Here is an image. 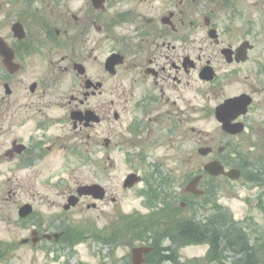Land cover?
I'll list each match as a JSON object with an SVG mask.
<instances>
[{
    "label": "flooded vegetation",
    "instance_id": "1",
    "mask_svg": "<svg viewBox=\"0 0 264 264\" xmlns=\"http://www.w3.org/2000/svg\"><path fill=\"white\" fill-rule=\"evenodd\" d=\"M4 1L7 13L0 20V172L6 166L7 179L18 177L21 171L27 177L57 178L59 171L39 169L50 162V154L64 150L78 163H89L96 179L87 186L103 189L101 198L78 197L77 204L67 210L69 198L83 184L58 194L61 212L53 222L60 225L57 243L78 239L68 235L78 231L84 242L110 245L111 232L106 227L112 222L124 227L150 224L151 220L163 227L164 222L170 226L176 220L187 223L186 238L191 239L194 220L177 216L185 204L174 205L175 181L164 163L181 158L187 166L191 158L188 148L195 140L192 136L204 134L195 126L206 123L211 99L216 101L212 116L215 109L240 97L250 103L244 114L229 123L240 126L241 131L232 127L231 133L226 132L216 121V134L209 141L204 135L206 146L224 147L221 154L215 156L213 150L204 159L212 157L208 161H218L226 171L235 167L239 180L253 184L264 195V159L255 160V154L254 160L248 158L249 149L258 153L259 147L264 148V51L256 53V34H264V0L261 4L250 0ZM242 46L244 52H239ZM65 81L68 84L63 90ZM231 144L237 148L231 154L234 166L224 159ZM242 146L248 148L247 159L238 155ZM113 152L123 162L137 164V171L127 176L138 180L132 189L142 185L138 196L144 199L146 214L119 212L112 217L109 205L119 203L106 188ZM244 165L250 169L249 176L243 172ZM191 180L189 175L180 186L183 193L187 194ZM6 193L9 202L16 197L12 187ZM186 203L192 206L191 201ZM257 207L264 210L260 198ZM73 211L78 225L63 220ZM52 220L49 217L46 224ZM98 222L104 224L99 227ZM209 222L207 218L200 222V237L211 231ZM219 229H223L222 223ZM156 232L149 238L154 244L160 239ZM209 251L207 243L203 261L209 258ZM229 253L219 249V261L209 263L225 264L224 255ZM232 253V262L226 264L245 259L244 253Z\"/></svg>",
    "mask_w": 264,
    "mask_h": 264
},
{
    "label": "rangeland",
    "instance_id": "2",
    "mask_svg": "<svg viewBox=\"0 0 264 264\" xmlns=\"http://www.w3.org/2000/svg\"><path fill=\"white\" fill-rule=\"evenodd\" d=\"M3 0H0V5ZM249 2L261 4V0H250ZM7 13V8L2 6L0 20L3 21V14ZM257 16V15H256ZM255 16V17H256ZM7 28L5 32H7ZM200 38V36H197ZM257 54L264 51V34H256ZM68 82L65 81L63 90L67 88ZM216 101L211 99L208 101V117L205 124L197 122L196 130L202 131L203 136H192L195 138L194 142L188 148L191 152V158L189 163L181 161V158L176 159L175 162L164 163L172 170V177L175 181V188L177 190L176 200L174 205L180 207L181 203L185 206L181 208L178 216L183 219L194 218L202 221L206 216L214 213L211 217L214 219L220 213H229L231 218L236 222L241 223L247 230L249 236V242L253 250L259 256V262L264 264V250L261 251V247L264 245V212L257 207L258 199H262L264 204V195L259 190H255L251 184H246L244 180H238L236 182H228L222 178L206 182L203 179L201 183V189L207 188V200L192 199L189 195L183 193L181 185L185 184L187 177L196 172L197 167H201L212 157L206 159L200 157L197 154V150L201 146H206L204 142V135L207 134V141L216 134L217 124L212 116L213 106ZM202 140L197 142V139ZM199 140V139H198ZM201 143V144H200ZM213 148L216 156L217 145L208 144ZM102 148H97L99 153ZM237 148L231 144L227 150L225 161L233 164V158L231 154L235 152ZM264 148L259 147V152L254 153L249 149L250 155L248 158L253 159L255 154V160L264 159ZM247 147H239V151L248 154ZM159 155H162V150H159ZM112 163L110 166V179L106 184V188L112 193V196H116L119 200L117 205H109V209L112 211V217H115L116 213H131L138 212L140 215L146 214L148 211L143 207L142 203L144 199H141L139 191L142 185H138L132 190L123 192L122 184L125 177L132 171L136 170V163L123 162L120 155L116 152L112 154ZM176 156H180L175 152ZM50 156V162L45 163L44 167L39 170L43 172L47 171H59V177L46 178L40 177H27L25 171L18 172V177L7 179L4 177L6 172V166L1 167L0 172V264H130V251L133 247L147 246L146 242H139L142 229L141 224H128L123 227L121 224L112 222L106 228L108 231L116 236V238L122 239L114 242L112 245H105L100 242L86 241L78 245H73L71 248L64 247L59 243H53V241H41L36 247H33L30 243L22 245L21 241L24 239H30L31 233L35 230L43 234H58L60 228L59 224L53 222L56 218H59L61 209L58 208L61 205L62 200L58 197L60 192L69 189H75L76 184L87 185L96 179V176L92 174L89 167V163H78L72 157L68 156L66 151H56ZM246 156V155H245ZM247 157V156H246ZM152 164V162H150ZM44 168V169H43ZM8 187L14 188L16 197L10 202L7 201L8 195L6 191ZM209 193V194H208ZM187 201H191L192 206L189 208ZM24 204H30L33 207L32 216L26 220H20L17 216L18 208ZM107 209V208H106ZM97 214V213H96ZM86 215H89L87 213ZM91 216L95 217V213ZM52 217V223L46 224L48 218ZM130 219V218H128ZM63 220L72 221L71 224L78 225V215L76 212H71ZM219 220V219H214ZM35 222V224H34ZM42 222V223H41ZM103 222H98V226H102ZM104 224V223H103ZM96 227L97 230L99 227ZM122 226V227H121ZM121 227V228H120ZM132 234L130 238L128 234ZM112 236V235H111ZM167 245L165 241L162 243ZM259 245V247H258ZM207 245H190L179 249L178 258L176 264H206V259L203 258L206 254ZM233 253L226 255L228 263L233 260ZM231 258V259H230ZM209 260V258L207 259Z\"/></svg>",
    "mask_w": 264,
    "mask_h": 264
},
{
    "label": "trees",
    "instance_id": "3",
    "mask_svg": "<svg viewBox=\"0 0 264 264\" xmlns=\"http://www.w3.org/2000/svg\"><path fill=\"white\" fill-rule=\"evenodd\" d=\"M244 170L246 172L250 171L248 166L244 165L243 166ZM251 179V178H250ZM258 181L259 178H256ZM253 182L252 180H250ZM215 215V214H214ZM213 215V216H214ZM211 216V217H213ZM209 217L208 220L210 222L208 225L210 226L211 231H207L204 236L200 237V227L201 223L200 222H195L192 225L193 232L192 235L190 236L191 239L186 238V225L184 222H180L179 220H176L174 224L169 225L167 228L161 229L159 228V225L157 224L156 221H149L150 224L141 226L140 228L142 229L140 238L143 236H148V235H157L156 229L160 233V241L163 239L169 237L170 240L174 245L177 247H184L188 245H200V244H207L210 243V251H209V261L211 263L213 262H218L219 258L218 256V251L219 249L231 251V252H238V253H244L245 254V259H239L238 264H260L258 261V254L253 250L255 248L254 246L249 244V239L246 234L245 229L243 226H240L239 223L233 222L231 220V217L228 214H222L220 213L218 216H215L214 219H219V220H214L210 219ZM222 223L223 229H219V224ZM192 224V223H191ZM70 237H75L78 239H73V240H65L64 245L72 247L73 245H78L84 242V239L82 236V233L76 232V233H68ZM202 235V234H201ZM128 236L131 238L132 234ZM139 238V239H140ZM121 239L116 238V236H112L111 242L114 241L116 242L117 240ZM152 245L155 247V253L149 256V263H154V264H160L161 262H173L176 263V252L172 251L170 255H164L162 252H170V248L168 247H161L159 242H156L155 244L152 243ZM221 246H223L221 248ZM259 247V246H258ZM264 250V245L261 247V251ZM163 255H162V254Z\"/></svg>",
    "mask_w": 264,
    "mask_h": 264
},
{
    "label": "water",
    "instance_id": "4",
    "mask_svg": "<svg viewBox=\"0 0 264 264\" xmlns=\"http://www.w3.org/2000/svg\"><path fill=\"white\" fill-rule=\"evenodd\" d=\"M18 26V25H16ZM246 49V48H245ZM239 52H244V46L241 47ZM6 59V56H4ZM244 59V58H243ZM205 74V72H204ZM203 78V76H202ZM205 79H211V76ZM249 101H246L245 97H240L238 99L232 100L227 102L224 106L219 107L215 110V118L219 123L223 124V129L226 132L231 133L232 132V127L233 128H237V131H241V127L238 125H235L232 127L229 125L230 121L235 119L238 115L240 114H244L246 112L247 106L249 105ZM224 150V148H219L218 152L222 153ZM211 148L209 147H202L198 150V154L201 156H207L211 153ZM203 170L211 177H218L221 175H224L225 177H227L228 179L235 181L239 178L240 173L238 170H230L229 172H224V168L223 166L217 162H210L208 164H206L203 167ZM135 177V176H134ZM133 176L128 177V180L126 181L124 187H131L135 182V180H133L134 178ZM137 181V179H136ZM201 181V177H196L195 179H193L186 187V192L191 193L193 195L196 196H202L203 192L198 191L197 190V186L199 184V182ZM98 193H101V188L98 186L95 187H89V186H85V187H81L78 189L77 194L79 196L81 195H96ZM70 205L74 206L76 204L75 199L71 198V200H69ZM69 206L66 207V209H68ZM31 207L26 205L23 206L19 209L18 211V215L20 218H25L27 217L30 213H31ZM57 238V237H56ZM57 240V239H56ZM28 241L25 240L22 243L25 244ZM32 245L35 246L38 243V238H37V234L33 233L32 234V239H31ZM151 251L150 248H139V249H134L131 251V260H132V264H142L143 261V256L147 253H149Z\"/></svg>",
    "mask_w": 264,
    "mask_h": 264
}]
</instances>
